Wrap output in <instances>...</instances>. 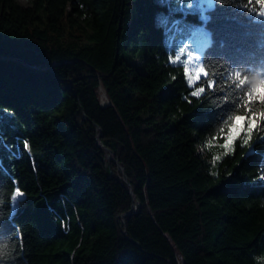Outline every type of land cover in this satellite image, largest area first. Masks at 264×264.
Wrapping results in <instances>:
<instances>
[{
  "label": "trees",
  "instance_id": "1",
  "mask_svg": "<svg viewBox=\"0 0 264 264\" xmlns=\"http://www.w3.org/2000/svg\"><path fill=\"white\" fill-rule=\"evenodd\" d=\"M30 1L0 0V195L18 181L26 197L14 264H254L264 132L250 150L237 141L218 177L198 146L234 110L228 77L264 71V17L233 0L202 13L186 0ZM193 23L210 38L190 88L180 26Z\"/></svg>",
  "mask_w": 264,
  "mask_h": 264
},
{
  "label": "clouds",
  "instance_id": "2",
  "mask_svg": "<svg viewBox=\"0 0 264 264\" xmlns=\"http://www.w3.org/2000/svg\"><path fill=\"white\" fill-rule=\"evenodd\" d=\"M172 64L174 58L169 55ZM175 79V76L172 77ZM228 80L235 85L233 92L222 97V102L226 103L230 99L234 104V110L227 114L216 127L212 134H206L203 143L198 146L202 156L207 155L206 163L210 166L209 174L219 176V172H212L218 164L223 163L224 158L232 156L236 151V143L239 141L240 148L252 149L255 142L254 133L264 132V101L254 99L249 101L250 95H255L253 88L260 84L264 87V71H255L244 77L243 83H238L235 76H229ZM191 88L192 84L189 82ZM199 99V96L196 97ZM183 100L188 104L192 103L189 96H184ZM237 115L243 116V121H237ZM264 139V135H260ZM258 181L264 182V158L257 166L256 177ZM18 181H14V187L8 193L0 195V264H9L17 259V245L23 250V237L20 226L15 222V214L19 210V205L26 199L24 193L19 189ZM19 193V195H18ZM7 221L14 231L6 232L4 222ZM254 264H264V252L253 254Z\"/></svg>",
  "mask_w": 264,
  "mask_h": 264
},
{
  "label": "snow or ice",
  "instance_id": "3",
  "mask_svg": "<svg viewBox=\"0 0 264 264\" xmlns=\"http://www.w3.org/2000/svg\"><path fill=\"white\" fill-rule=\"evenodd\" d=\"M205 2L211 7L214 3L215 0H205ZM233 3L238 5L237 10L244 12L245 10L247 11L248 15L250 18L253 20L259 21L260 18L264 17V0H233ZM255 14V15H253ZM208 38L207 34L200 29L198 32V40L196 45L200 47L201 51H203L204 48L208 47ZM187 49V45H185V48L180 49L179 52L177 53V58L183 55L184 51ZM173 63H176L174 60ZM190 65L195 64V68L189 67L188 72L190 79L192 80H198L200 79V74L205 71L204 68L200 67V60L199 57H195L194 59H190L188 61ZM236 79H239V76H236ZM253 92L255 95H250L249 101H252L254 99H259L261 101H264V87H261L260 84H257L253 88ZM237 121H243L245 118L243 116L237 115L236 117ZM0 145H3L6 150H10V146L6 144L4 141L3 137L0 136ZM25 147L27 145L25 144ZM19 195V193H18Z\"/></svg>",
  "mask_w": 264,
  "mask_h": 264
},
{
  "label": "rangeland",
  "instance_id": "4",
  "mask_svg": "<svg viewBox=\"0 0 264 264\" xmlns=\"http://www.w3.org/2000/svg\"><path fill=\"white\" fill-rule=\"evenodd\" d=\"M19 3H21L22 5L24 6H27V5H30V0H18ZM186 4L187 5H192V9L194 12L196 13H202L203 11H206L207 9L209 8H212L214 6V4L209 7V5L205 2V0H186ZM179 8L178 7H175V10L177 11ZM176 18V16H172L168 23L165 24V27H166V30L169 29V26L171 25L172 21ZM201 19H203V17L201 16ZM184 20V19H183ZM183 20L181 19V21L183 22ZM204 20V19H203ZM202 29L206 34H207V38H208V41H209V32L207 30V28L205 27V25L203 23H193L191 25H186V24H182L180 26V34L182 33H187V31H192V34H193V37H192V41L190 42V44L188 45L189 48V54H187V78H188V81L193 85V83H195L196 80H192L190 79V76H189V72H188V68L189 67H192V68H195V64L193 65H190L188 63V61L190 59H194L195 57H199V60H200V67H201V49L200 47H198L196 45L197 43V40H198V32L199 30ZM168 40V39H167ZM185 48V47H184ZM187 50V49H186ZM204 74L201 73L200 76ZM104 98V93L101 95V99Z\"/></svg>",
  "mask_w": 264,
  "mask_h": 264
},
{
  "label": "water",
  "instance_id": "5",
  "mask_svg": "<svg viewBox=\"0 0 264 264\" xmlns=\"http://www.w3.org/2000/svg\"><path fill=\"white\" fill-rule=\"evenodd\" d=\"M108 159L111 160V161H113V162H115V163L118 165V167H119L120 169L123 170L121 164L119 163V160H116V159H115V155H114L113 152H109V154H108ZM124 179H125L126 181H128L126 175H124Z\"/></svg>",
  "mask_w": 264,
  "mask_h": 264
},
{
  "label": "built area",
  "instance_id": "6",
  "mask_svg": "<svg viewBox=\"0 0 264 264\" xmlns=\"http://www.w3.org/2000/svg\"><path fill=\"white\" fill-rule=\"evenodd\" d=\"M104 93V98L101 99V103L103 106H108L110 105V101L109 98L107 97L106 93L104 92V90H101V95Z\"/></svg>",
  "mask_w": 264,
  "mask_h": 264
},
{
  "label": "bare ground",
  "instance_id": "7",
  "mask_svg": "<svg viewBox=\"0 0 264 264\" xmlns=\"http://www.w3.org/2000/svg\"><path fill=\"white\" fill-rule=\"evenodd\" d=\"M185 47V46H184ZM179 49H181V48H179ZM185 52V51H184ZM180 60H181V58H180ZM177 62V61H176Z\"/></svg>",
  "mask_w": 264,
  "mask_h": 264
}]
</instances>
